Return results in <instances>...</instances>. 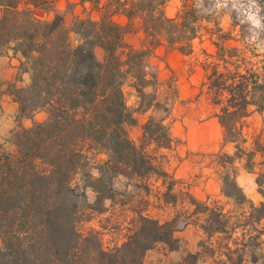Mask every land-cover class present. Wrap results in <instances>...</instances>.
<instances>
[{"label": "trees", "instance_id": "16d2710c", "mask_svg": "<svg viewBox=\"0 0 264 264\" xmlns=\"http://www.w3.org/2000/svg\"><path fill=\"white\" fill-rule=\"evenodd\" d=\"M167 1L81 0L99 18L76 17L67 28L59 14L48 20L35 15L36 8L48 9V0H0V55L18 61L17 81L29 74L25 86L8 87L19 113L7 145L0 144V264H144L145 254L158 243L170 250L179 247L175 232L190 224L179 227V216L162 222L137 213L125 241L112 249L103 247L99 231L82 233L79 227L93 214L105 212L106 201L114 203L117 177L165 174L146 146L170 149V129L163 120L150 117L142 126L143 143L137 146L126 130L136 119L123 86L129 78L134 80L140 98L137 111L163 108L155 93L145 91L157 80L151 55L162 45L191 54L201 20L214 22L211 33L217 50L214 61L205 64L210 69L208 89L220 104L217 118L224 139L235 143L237 150L234 156H222L241 157L243 121L253 112H264V74L242 59L236 47L225 45L228 34L211 13H203L197 0L186 3L175 17L164 13ZM207 5L204 0L203 7ZM118 15L127 19L125 24L115 20ZM136 21L144 34L140 48L125 42ZM234 25H239L236 18ZM97 47L104 51L103 60L96 55ZM41 112L43 120L29 127L21 123ZM263 150L256 143L250 154ZM91 152L106 155L96 166V177L87 170ZM78 173L81 184L74 186ZM87 189L95 194L93 202L88 201ZM221 190L236 211L189 197L195 207L192 215L203 216L199 226L206 244L212 246L209 240L215 236L224 242L221 257L225 258L216 264H243L248 255L251 262L264 259V202L256 205L250 200L235 175L222 178ZM260 192L264 196V190ZM238 233L240 237L233 239ZM202 242L200 247L205 245Z\"/></svg>", "mask_w": 264, "mask_h": 264}, {"label": "rangeland", "instance_id": "374dc122", "mask_svg": "<svg viewBox=\"0 0 264 264\" xmlns=\"http://www.w3.org/2000/svg\"><path fill=\"white\" fill-rule=\"evenodd\" d=\"M194 1L168 0L164 13L168 17H175L186 3L191 4ZM203 1L197 0V6L203 13H211L223 32L228 34L229 39L225 41V45L236 47L242 54L241 58L260 67L259 72L263 75L264 0H207L208 5L205 7ZM48 2V9L36 8L35 15L48 20L59 14L67 28L72 27L76 17L99 18L98 12L92 10L88 3L83 5L81 0ZM233 17L239 23L238 26L234 25ZM115 20L122 24L127 21L122 15L116 16ZM213 23L200 21L202 30L199 37L193 41L191 54L185 55L162 45L151 55L150 61L157 80L147 86L145 91L149 94L155 93L156 100L163 104V108H153L147 112L137 111L140 98L133 87L134 80L129 78L123 86L127 106L136 119L134 124L126 126V130L137 146L143 143L142 126L150 117L163 120L170 129L173 138L170 149L146 146L147 153L156 157L155 161L160 164L161 171L165 174H152L144 178L117 177L115 188L118 194L114 203L106 201L105 212L93 214L90 220L82 222L79 227L82 233H87L90 229L99 231L103 247L112 249L125 241L129 223L137 213L157 218L162 222L179 216V227L187 221L192 224L186 230L191 234L186 235L183 231L188 225L175 232L179 241L176 250H170L167 245L158 243L145 254L144 264L149 256L153 257V264H216L220 258H225L221 257V251H225L222 248V240L215 236L209 240L212 246L206 244L207 238L199 226L202 223L199 219L203 216L192 215L195 207L189 203L190 189L196 197L212 196V201H218L220 205L225 206L226 211L234 212L236 208L232 201L222 196V178L226 174L236 177L243 172L242 176L255 188L259 197L256 205L264 202V196L260 192L264 190V150L250 154L256 143L264 147V112H253L249 119L243 121L245 142L239 143L241 150L238 151L241 157L230 160L222 156H234L237 150L235 143L224 139V129L217 118L220 104L217 103L214 92L208 89L207 76L210 69H207L205 64L214 61L212 56L217 50L214 44L216 36L211 33L215 28ZM139 27L140 21H136L135 31L125 35V42L134 48H140L144 41V34ZM72 37L75 39L74 35ZM96 55L99 60H103L104 51L97 47ZM14 63L18 62L15 60ZM28 80L26 76L17 82L15 77L12 83L24 86V82ZM17 117L18 114L16 120ZM44 118L45 114L41 112L27 123L31 126L33 122ZM8 148L13 149L10 146ZM89 156L91 164L87 170L96 177V166L106 159V155L91 152ZM72 184H81L80 173L74 176ZM86 193L88 201L93 202L94 192L87 189ZM196 219L197 223L192 222ZM237 237H240V233L233 239ZM202 241H205L204 247H200ZM210 249H213L214 253ZM197 253L199 255L195 259L186 258L188 254ZM243 264H251L249 255Z\"/></svg>", "mask_w": 264, "mask_h": 264}, {"label": "crops", "instance_id": "0c3cea01", "mask_svg": "<svg viewBox=\"0 0 264 264\" xmlns=\"http://www.w3.org/2000/svg\"><path fill=\"white\" fill-rule=\"evenodd\" d=\"M86 5V4H85ZM16 59L11 58L6 55H0V143L7 145L6 138L9 136V133L14 129L16 126L17 120L16 116L19 112L18 104L14 101L13 96L9 93L8 87L9 84L12 83L15 80V77L17 78V64L14 63ZM17 61V60H16ZM18 62V61H17ZM28 76V73L22 74V78ZM17 80V79H16ZM20 82V81H17ZM28 81H25L24 86L28 84ZM252 115L246 118L249 119ZM31 121L30 118H23L22 123L24 126L29 127L28 121ZM240 172H242L240 170ZM250 174V173H248ZM243 175V172L236 175V181L238 185L243 189L246 196L252 200L255 204L259 200V197L256 193L255 188L246 182V179ZM190 187V186H189ZM190 194L193 198H195L197 201L200 202H218V201H212V196H207L204 198L196 197L192 190L190 189ZM223 197H225L222 194ZM226 198V197H225ZM227 199V198H226ZM219 203V202H218ZM192 226V224H188L187 228H185L183 231L186 232L188 230V227ZM202 231V230H201ZM203 232V231H202ZM186 235L191 234L190 232H186ZM205 235V234H204ZM148 258V257H147ZM153 257L149 256L147 260H145V264H153L154 261H152ZM251 262V261H250ZM251 264H264V259L259 258L256 262H251Z\"/></svg>", "mask_w": 264, "mask_h": 264}]
</instances>
